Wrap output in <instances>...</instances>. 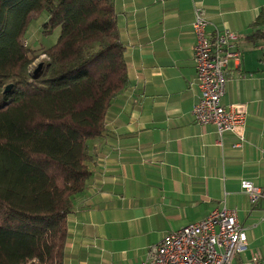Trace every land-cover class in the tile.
Here are the masks:
<instances>
[{"label": "crops", "instance_id": "obj_1", "mask_svg": "<svg viewBox=\"0 0 264 264\" xmlns=\"http://www.w3.org/2000/svg\"><path fill=\"white\" fill-rule=\"evenodd\" d=\"M208 36L230 31L242 58L228 66L222 102L246 105V141L193 117L195 6ZM128 86L111 103L106 130L88 141L92 174L68 216L64 264H139L152 246L214 210H237L247 249L236 264H264V42L248 37L264 0H114Z\"/></svg>", "mask_w": 264, "mask_h": 264}, {"label": "trees", "instance_id": "obj_2", "mask_svg": "<svg viewBox=\"0 0 264 264\" xmlns=\"http://www.w3.org/2000/svg\"><path fill=\"white\" fill-rule=\"evenodd\" d=\"M40 18L60 30L54 45L27 43ZM253 28L264 42V11ZM125 54L114 0H0V264H64L88 141L128 86Z\"/></svg>", "mask_w": 264, "mask_h": 264}, {"label": "built area", "instance_id": "obj_3", "mask_svg": "<svg viewBox=\"0 0 264 264\" xmlns=\"http://www.w3.org/2000/svg\"><path fill=\"white\" fill-rule=\"evenodd\" d=\"M193 30L197 38L195 70L200 98L194 106L193 117L200 125H212L222 139L233 133L241 146L246 141L248 110L246 105L226 106L222 99L230 80L228 66L238 62L242 53L236 34L226 31L208 36V21L204 9L196 4ZM251 205L264 199V194L250 182H242ZM248 245L246 228L237 210L227 207L214 210L204 220L165 236L152 246L145 261L139 264H236L235 260ZM251 264H260L255 256Z\"/></svg>", "mask_w": 264, "mask_h": 264}, {"label": "rangeland", "instance_id": "obj_4", "mask_svg": "<svg viewBox=\"0 0 264 264\" xmlns=\"http://www.w3.org/2000/svg\"><path fill=\"white\" fill-rule=\"evenodd\" d=\"M45 19L40 18L39 21L33 22L31 24V28L29 30L27 36V43L32 44L35 48H43L44 46L48 47L50 45H54L58 37L60 35V30L57 29L50 35L45 33ZM45 59V57H41L39 60L35 62V64H42L41 60Z\"/></svg>", "mask_w": 264, "mask_h": 264}, {"label": "water", "instance_id": "obj_5", "mask_svg": "<svg viewBox=\"0 0 264 264\" xmlns=\"http://www.w3.org/2000/svg\"><path fill=\"white\" fill-rule=\"evenodd\" d=\"M42 67H43V64H40V66H39V68H38V71L41 70ZM11 88H12V85L8 86V87L6 88V90H5V92H6V93L9 92V91L11 90Z\"/></svg>", "mask_w": 264, "mask_h": 264}]
</instances>
